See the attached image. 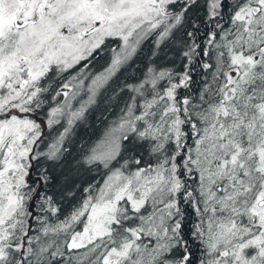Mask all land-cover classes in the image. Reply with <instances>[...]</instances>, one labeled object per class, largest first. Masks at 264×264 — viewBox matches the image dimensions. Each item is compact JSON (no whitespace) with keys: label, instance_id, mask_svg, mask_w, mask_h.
Masks as SVG:
<instances>
[{"label":"trees","instance_id":"1","mask_svg":"<svg viewBox=\"0 0 264 264\" xmlns=\"http://www.w3.org/2000/svg\"><path fill=\"white\" fill-rule=\"evenodd\" d=\"M214 1L212 11L204 0L170 5L169 32L160 37L162 22L146 31L135 50L99 78L105 84L93 78L86 90L110 63L118 45L113 36L88 63L60 72L51 67L39 77L32 108L18 113L33 122L21 139L19 165L0 180V264H207L214 238L232 264L233 247L258 234L263 256L246 264H264V200L257 199L264 191V51L246 59L242 70L231 62L233 53L246 58L253 52L243 41L258 36L233 24L235 14L246 4L258 8L252 16L264 8L258 0ZM155 83L159 88L150 93ZM113 123L127 132L115 131L113 139L121 141L104 165L91 158L92 149ZM114 165L145 173L142 204L133 208L123 198L102 235L72 245L88 221L84 206ZM212 167L224 168L215 176L227 174L215 180ZM157 179L165 181L167 198ZM145 218L152 224L139 234L136 224Z\"/></svg>","mask_w":264,"mask_h":264},{"label":"rangeland","instance_id":"2","mask_svg":"<svg viewBox=\"0 0 264 264\" xmlns=\"http://www.w3.org/2000/svg\"><path fill=\"white\" fill-rule=\"evenodd\" d=\"M180 1L39 0L36 18L21 24L17 20V14L20 11L17 9H20L26 0H0V180L7 172L14 171L19 165L21 139L30 131V124L33 122H26L25 118L18 116V113L23 112L27 105L32 108L31 102L40 92L36 86L40 76L51 67L60 72L68 70L79 62L88 63L90 58L97 55L95 50L99 44L106 37L113 36L118 39V45L110 50V63L106 64L103 72L90 78L86 84V90L93 89V78H97L96 82L103 84L106 78H99L108 71H113L123 57L129 56L141 42L140 40L150 34H145L146 31L157 29L162 22L160 37L169 32L175 21L172 17L174 10H170L169 6ZM204 1L208 9L212 11L215 1ZM258 2L264 8V0H258ZM247 5L249 4L243 5L235 14L233 24L248 28L250 34L257 32L258 36L255 42L248 38L243 41L242 48L246 47V50L253 48V52L246 58L242 56L241 51L232 54L231 62L240 70L245 68L246 59H256V56H261L260 54L264 51V47L258 46L264 41V12L252 16L258 8H245ZM235 44L239 45L240 40ZM255 46L257 49L254 48ZM246 50H243L245 54ZM262 59L264 61V56ZM86 65L81 64L80 67L84 68ZM231 72H233L232 77H236L239 70L233 68ZM160 77L161 75L155 76L153 80ZM157 84L149 86L150 93L159 88ZM170 92L169 97H171ZM123 127V124L118 127L116 123H113L112 129L100 138L96 142L97 146L92 149L93 160H98L105 165L116 155L121 139H113V134L117 131L119 136L125 135L127 131L125 132ZM160 130L163 131V129ZM252 135L248 134V137L257 140ZM203 139L206 140V138ZM118 167L114 165L115 169L104 178L96 195L84 206L81 213L85 212L88 221L83 229L73 236L72 245L85 243L92 235H102L107 229L106 223L116 219V209L118 205L124 206L125 199L131 202L133 208L142 204L149 186L145 173L138 171L123 173L117 169ZM228 167L233 168L234 165L230 163ZM216 171H224V168H211L214 176ZM220 174L227 173L217 174L215 180ZM155 182L158 186L162 185L163 196L167 198L169 192L164 190L165 181L157 179ZM257 199L259 202L264 200V191ZM162 206V210L167 209L169 200ZM260 207L264 212V204ZM218 208L220 210L225 208L224 203H218ZM261 209L256 207L254 212L259 213ZM260 215L262 216L261 225L264 226V214L260 213ZM217 216L222 217L221 214ZM163 223L169 224L168 220H164ZM151 224L152 220L149 218L136 224L138 233H145L146 227ZM156 226H161L158 219H156ZM220 235L221 231L218 232V236ZM262 239L263 236L258 234L233 247L236 250L233 249L232 252V264H246L249 260L253 262L251 259H257V262H260V257L263 256ZM218 240L215 238L213 241L209 240L207 264H226V258H224L226 251L218 249ZM220 242L226 243L224 239Z\"/></svg>","mask_w":264,"mask_h":264},{"label":"water","instance_id":"3","mask_svg":"<svg viewBox=\"0 0 264 264\" xmlns=\"http://www.w3.org/2000/svg\"><path fill=\"white\" fill-rule=\"evenodd\" d=\"M39 0H27L26 4L23 6L20 11L18 18L26 19L27 17H34V8L37 6Z\"/></svg>","mask_w":264,"mask_h":264},{"label":"flooded vegetation","instance_id":"4","mask_svg":"<svg viewBox=\"0 0 264 264\" xmlns=\"http://www.w3.org/2000/svg\"><path fill=\"white\" fill-rule=\"evenodd\" d=\"M17 10H19V8L17 9ZM37 10V9H36ZM27 21V20H26Z\"/></svg>","mask_w":264,"mask_h":264}]
</instances>
